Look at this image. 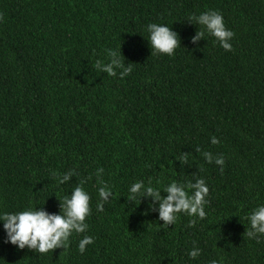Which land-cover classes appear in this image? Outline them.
Wrapping results in <instances>:
<instances>
[{
    "label": "trees",
    "instance_id": "16d2710c",
    "mask_svg": "<svg viewBox=\"0 0 264 264\" xmlns=\"http://www.w3.org/2000/svg\"><path fill=\"white\" fill-rule=\"evenodd\" d=\"M208 10L235 33L231 51L207 33L193 42L203 28L189 17ZM149 23L177 34L173 55L152 51ZM110 48L128 75L94 67ZM204 152L223 155L222 169ZM198 178L202 220L163 226L159 200L128 192L144 181L163 198ZM99 180L112 189L98 212ZM82 182L88 229L40 254L7 243L0 222V264H264V235H245L264 204V0H0V212L60 214Z\"/></svg>",
    "mask_w": 264,
    "mask_h": 264
},
{
    "label": "clouds",
    "instance_id": "9594fccd",
    "mask_svg": "<svg viewBox=\"0 0 264 264\" xmlns=\"http://www.w3.org/2000/svg\"><path fill=\"white\" fill-rule=\"evenodd\" d=\"M189 19L203 28V31H197L196 36L193 37V42L204 38L205 33H207L214 37L225 51L232 50L231 40L235 33L226 27L224 18L219 11L208 10L199 15L191 16ZM146 31L152 51L171 56L175 49L180 46L177 34L167 24L149 23ZM106 56V63L100 60L95 62L94 67L98 71H103L108 76L118 74L120 77H124L132 71L131 65L124 64L119 50L106 49ZM211 143L217 144L219 141L212 137ZM203 156L206 162H214L220 165L222 169L225 162L223 155L213 157L210 152H204ZM103 171L102 168L98 169V176ZM71 174L70 170L63 175L53 172L52 176L56 183H63L69 180ZM83 183L73 188L70 195L61 199L62 211L60 214L49 213L37 207L17 212H0V222L3 223L6 242L19 249L27 247L40 254L61 247L67 249L73 233H84L89 227L85 221L91 213V197L84 189ZM99 185L97 188L99 202L96 205L98 212L103 210L102 202L107 201L112 189L103 180H99ZM163 190L167 192V195L162 198L160 188L147 185L144 181H135L129 186L128 192L131 200H136L140 195L151 196L154 200H159L158 220L164 221L163 226H167L169 223L174 224L179 213H185L189 217L201 220L206 217L205 205L207 204L206 198L209 195V187L203 178H198L195 183L189 182L187 184H180L173 180L167 187H163ZM246 219L249 222V229L245 235L249 239L258 240L260 235H264V204H258ZM194 223L195 220H192L189 226ZM93 242L91 236H83L78 242V251L84 253L86 246L93 244ZM199 255L200 249L196 247L188 252V256L192 259ZM209 264H223V261L222 258L220 260L213 259Z\"/></svg>",
    "mask_w": 264,
    "mask_h": 264
}]
</instances>
